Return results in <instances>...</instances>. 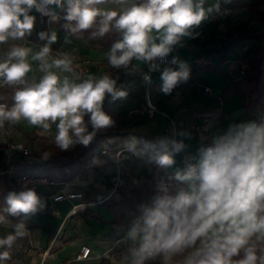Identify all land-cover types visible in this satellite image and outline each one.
<instances>
[{
	"label": "clouds",
	"instance_id": "obj_1",
	"mask_svg": "<svg viewBox=\"0 0 264 264\" xmlns=\"http://www.w3.org/2000/svg\"><path fill=\"white\" fill-rule=\"evenodd\" d=\"M107 2L0 0V44L32 34L33 9L49 17V22L60 19L58 9L64 13L66 44L85 32L90 40L115 34L105 53L111 68L127 69L135 59L155 72L174 46H182L184 37H193L194 28L219 11V2L206 8V0H113L117 8L100 7ZM38 37L45 42L38 49L14 45L0 61V87L13 90L10 105L0 102V127L26 121L49 132L55 125L58 149L87 147L99 131L115 125L103 110L106 96L115 101L127 92L118 89L117 79L107 73L84 78L66 75L74 72L75 49L53 52L56 31H41ZM168 63L160 77L165 95L190 74L179 57ZM143 79L151 82L148 74ZM4 99L0 95V101ZM176 136L189 138L190 133L179 131L154 141L132 137L127 147L168 169L186 148ZM112 159L118 160L119 153ZM92 163L103 162L93 159ZM174 179L182 185L174 194L160 183L150 202L140 205L116 264H264V119L229 124L203 144L195 162L176 171ZM6 205L0 224L8 222L5 214L23 219L0 236V264L11 259L13 245L26 235L25 221L46 206L26 184L7 195Z\"/></svg>",
	"mask_w": 264,
	"mask_h": 264
},
{
	"label": "crops",
	"instance_id": "obj_2",
	"mask_svg": "<svg viewBox=\"0 0 264 264\" xmlns=\"http://www.w3.org/2000/svg\"><path fill=\"white\" fill-rule=\"evenodd\" d=\"M112 1L108 0L106 4ZM209 1L214 2L215 0ZM52 7L54 8V6ZM205 7L207 8L208 6ZM56 11L60 19L56 22H49V19L42 17L39 12L33 9L30 14L35 16L36 20L32 34L30 36L26 35L22 40H9L5 44H0V61L6 58L7 52L12 46L22 45L32 47L34 50L38 49L40 45L45 43L39 40L38 34L41 31H56L58 39L51 47L61 51H72V49H75L74 53L89 58L92 61L91 74H110L117 79V88L126 91L127 96L115 101L110 96H106L103 103V110L106 114L113 112L118 117V119L114 120L115 125L110 128L121 135L107 140L98 149V154L94 159L103 162L100 165H96L100 170L92 169L86 171L70 181L71 187L86 190V202L91 203V205L77 215H72L70 213L72 205L51 203L47 198L48 190L45 188L41 189L39 196L45 201L46 206L33 216L35 225L40 228L31 233L32 238H34L32 242L33 248L29 253H26V256L32 260L31 264L35 263V261H37V264H68L71 262L70 258L73 259L74 257L76 262L84 263L103 255L104 251L101 250L100 246L103 244V238L114 230L112 222L114 220L113 211L121 202V199H117L119 196L118 189L128 186L126 183L123 184L122 178L120 179V174H122V171L120 172L121 161H123V165L126 164V170L129 172L134 169V158L127 147L132 137L137 138V140H144L143 135L146 134L155 140L164 135L171 136L170 133L165 132V129L169 127L167 117H170L180 131H182L180 128L186 126L185 130L188 132L192 123H203L208 120L211 131H209L207 143H210L211 137L224 131L229 124L258 119L255 111H251L244 106L247 97L246 77L251 70V64L248 62L250 65L249 71L244 77H240L238 74V54H236L239 45L253 41L238 44L227 51L222 49L230 35L235 37L240 34L230 33L231 19H227L224 24H218L217 26L211 20L212 14L208 20L203 21L201 25L194 28L193 37H184L182 46H174L173 51L169 54L170 58L172 59L175 56L185 61L190 68V74L188 80L184 81L182 88L175 95H165L161 91L160 71L152 72L150 83L144 81L143 75H149V65L147 63L134 59L127 69L117 70L111 68L107 63L105 53L117 38L115 34L90 40L88 38L89 33L86 32L80 38L70 37L71 43L66 44V33L62 27L65 23L63 19L64 13L58 9ZM216 33L220 34L219 37L221 39L218 45H213L211 37ZM208 43L211 45H208ZM255 44L257 47V43ZM254 55L247 56L252 58ZM199 58H203L207 63L197 65L196 60ZM162 70L163 68L161 67ZM148 85L151 87L150 101L157 107L158 112L151 116L146 110L142 113V115H147V117L155 115L154 119L149 120L150 122L146 124L151 129L144 131L131 130L127 128V125L121 123L119 118L126 117L127 121H130V115L133 114L132 111L134 109L144 110L146 97L138 98L137 92L142 90L145 93ZM205 87H210L212 92L206 93L204 91ZM5 89L9 92V97L11 98L13 90L7 86H5ZM5 123L9 124L8 122ZM131 124H135V121L133 123L129 122L128 125L130 126ZM9 126L11 129L18 128L24 135L33 136L36 142L44 141L46 146L55 145V125H52V130L49 132H45L38 127L29 126L26 121L9 124ZM19 138L22 139L21 133ZM179 138L185 140L186 148L180 155H176V163L170 168L174 172L182 171L189 161L193 162L198 155L200 147L203 145V143L193 139L191 135L189 138ZM140 146L139 144L137 145V147ZM72 149L66 151H71ZM119 150H123V156L120 163L113 166L114 159L112 157ZM104 151L106 153H103ZM46 153L54 154V157L50 159L57 158L56 153ZM146 156L137 157H142L146 161L148 159V156ZM42 162L44 161L35 159L29 163ZM107 171L109 173L113 171L108 175V180L110 184L116 185L115 188H107L103 183V174ZM86 173L87 177H85ZM75 179H79V181L77 182ZM129 186H133L131 182ZM7 187L11 192H18L9 179ZM123 192L125 191L123 190ZM127 204L129 207L135 208V203L131 199L127 200ZM77 234H86L87 238L77 237ZM83 246H88L92 249V256L89 260L77 261L76 257ZM43 249L46 251L45 254L42 252ZM25 252V250L24 252L20 251L16 258L22 259Z\"/></svg>",
	"mask_w": 264,
	"mask_h": 264
},
{
	"label": "rangeland",
	"instance_id": "obj_3",
	"mask_svg": "<svg viewBox=\"0 0 264 264\" xmlns=\"http://www.w3.org/2000/svg\"><path fill=\"white\" fill-rule=\"evenodd\" d=\"M209 0H206L205 6L214 5L217 2H219V11H221L225 7H229L233 10V16L229 17L231 19V25H230V33L238 34V33H248V34H259L264 31V19L260 17H252L248 13V6L252 3H258L262 6H264V0H215L214 2H211ZM208 3V4H207ZM103 8H117L118 6L112 1L105 6H100ZM218 12H214L211 20L218 26V24H224L226 21H221L220 18L217 16ZM86 33V32H85ZM220 35V34H219ZM216 33L211 37V42L213 45H218L220 41V37ZM208 45H211L208 43ZM257 52L256 44L253 42H247L242 45H239L237 47L236 54H238L237 62H238V74L240 77H244V74L242 73V64L246 62L245 58L247 55H254ZM198 65V64H197ZM161 72V70H160ZM91 74V73H90ZM0 95L4 96L5 99L0 102H7L9 105L11 104V98L9 97V92L4 87H0ZM145 96L144 91L140 90L137 92V97L142 98ZM109 116L113 120L118 119L116 114L113 112L108 113ZM131 120L127 121L126 117L119 118L121 123L127 125V128L131 130L136 131H144L146 129H151L150 126L146 125L150 121L153 120L155 115L153 117H147V115L142 114H131ZM135 121V124L128 125L129 122L133 123ZM140 123V124H138ZM124 125V126H125ZM210 126V125H209ZM185 127H182V131H186ZM211 131V130H209ZM188 132V131H186ZM20 133L22 136V139H20ZM189 133V132H188ZM166 136V135H164ZM163 136V137H164ZM4 142L7 144V147L9 145L15 144L19 147V150L17 152H10V159L16 158L17 160L23 159L26 163H29L31 161H34L35 159H38L39 161H48L51 157H54V154H48L43 151V148L46 146V143L44 141L36 142V139L32 137H29L28 135H24L22 131H20L18 128H12L9 126V124L5 123L3 127H0V143ZM22 149H28L31 151V154L29 156H22L23 150ZM116 153V152H115ZM114 153V156H115ZM132 156L134 158V169L132 172H129L126 170V164L123 165V161H121V171H122V182L123 184L130 185V182L132 183V187H126L118 189L119 196L117 199H121V202L119 203L118 207L115 208L114 212V220L113 226L114 230L109 233L107 236L103 238V244L100 246L101 250L104 251V253H108V257L101 258L99 256L92 259L88 262H76L75 257L73 259L70 258L71 262L68 264H116V260L119 257V255L124 250V244L122 243V239L126 232L128 231V228L130 227L131 222L140 215V205L147 204L150 202L151 197L156 192V187L160 183H164L167 185L170 189V191L174 194L177 187L182 186L179 181L174 179V175L176 172L171 171L170 168L168 169H161L159 168L154 162L148 159L145 161L142 159V157H137L132 153ZM198 156V155H197ZM196 156V157H197ZM195 157V158H196ZM189 161L188 163H190ZM195 162V159L194 161ZM115 160L113 163V166H115ZM17 168L20 170H23L21 167L17 165ZM114 171V167H113ZM111 171L110 173H112ZM108 171L104 173L103 177V183L106 185V187L115 188V184H110L108 180V175L110 174ZM95 174V173H93ZM3 189L2 183H0V190ZM125 192H123V190ZM127 191V192H126ZM126 197V198H124ZM131 199L133 203H135V208L129 207L127 204V200ZM6 201H3L0 199V212L6 207ZM8 222L5 224H0V236H4L7 233L11 232L13 230V224L19 222L23 217H14V216H8L5 214ZM34 216V215H33ZM31 216L29 219L25 221L26 225V235L23 238L18 239L15 244L13 245L12 249L10 250L11 259L4 261L3 264H31L32 260L30 257H27L26 253H29L31 249L33 248V240L31 233L32 231H37V228H40L38 225H35L34 217ZM77 237H83L87 238L86 234L80 235L77 234ZM26 251L22 259L16 258V255L20 251ZM107 250V251H106ZM106 251V252H105ZM45 254V250L42 251ZM106 255V254H105ZM101 260V262H100ZM69 261V260H68ZM97 262V263H96ZM37 264V261L35 263ZM154 264H158V262H154Z\"/></svg>",
	"mask_w": 264,
	"mask_h": 264
},
{
	"label": "trees",
	"instance_id": "obj_4",
	"mask_svg": "<svg viewBox=\"0 0 264 264\" xmlns=\"http://www.w3.org/2000/svg\"><path fill=\"white\" fill-rule=\"evenodd\" d=\"M250 16H258L264 19V7L257 3H252L248 6ZM247 41L257 43L258 51L250 58L246 56V62L251 64V70L246 77L247 82V97L244 103L246 108L255 111L258 119H264V31L259 34L240 33L237 36L230 35L228 41L222 47L227 51L238 44ZM119 134L111 128L103 129L97 133L93 141L87 146H75L71 151L58 149L51 144L43 148V151L56 153L57 158L44 161L42 163H26L21 159L17 165L24 172L34 175L39 178H48L52 182L63 183L70 182L79 174H84L89 170L99 171V167L92 163L93 159L98 154V149L107 140L114 138ZM144 140L154 141L153 138L143 135ZM11 164L10 154L7 149V144L0 143V183L3 184V189L0 190V199L6 201L7 195L11 190L7 187L8 175L7 171ZM87 177V173L86 176Z\"/></svg>",
	"mask_w": 264,
	"mask_h": 264
},
{
	"label": "built area",
	"instance_id": "obj_5",
	"mask_svg": "<svg viewBox=\"0 0 264 264\" xmlns=\"http://www.w3.org/2000/svg\"><path fill=\"white\" fill-rule=\"evenodd\" d=\"M217 16L220 18L221 21H225L229 17L233 16V10L229 7H225L221 11H219ZM42 17L49 19V17L47 16H42ZM52 49H53V52L61 51L53 47ZM73 55L75 57L74 65H73L74 72L68 75H70V77L84 78L86 75L91 73L92 61L89 58L78 55L76 53H73ZM170 60L171 58L169 55L168 57L165 58L163 62H161V67L164 68L165 66H170L168 63ZM196 63L198 65H201V64H206L207 61L204 60L203 58H199L196 60ZM249 69H250L249 63L244 62L242 64V73L246 75ZM151 74L152 72H149L150 77H151ZM183 84H184V81L180 82L173 89L172 93L169 95H175L177 91L182 88ZM150 88H151L150 85H148L145 90L146 99H145V104H144V110L139 111L138 109H134L132 111L133 114H137V113L142 114L146 110L147 113L151 116L154 113L158 112L157 107L154 106L150 101ZM204 91L206 93L212 92L210 87H205ZM167 118L169 121V127L165 129V132L170 133L171 136H173L175 132H179L180 130L177 128V126L175 125V123L170 117H167ZM188 130L193 139L203 144L207 143V139L209 137V130H210L208 120L204 121L203 123H192L189 126ZM179 137L180 136H176L175 138L180 139ZM184 143H186L185 140H184ZM7 149L10 154V152H17L19 150V147L15 144H12V145H9ZM22 150H23L22 156H29L31 154V151L28 149H22ZM103 153H106V151H104ZM117 153H119V159L115 160L116 164L120 163V160L124 152L123 150H119L115 153V155ZM181 153H179L178 155H180ZM18 161L19 160H17L15 157L11 158V164L7 171L9 181L12 183V185L16 188L18 192L22 190L25 184L27 185V187L33 188L37 192L38 195L41 189L45 188L48 190L47 198L51 203L72 205L71 210H70V213L72 215H77L78 213L84 211L88 206L91 205V203L86 202L87 201L86 190L71 187V182L56 183V182L50 181L48 178H39L34 175L27 174L23 170H20L17 168ZM120 172H121V169H120ZM120 179H121V174H120ZM75 180L77 182L79 181V179H75ZM107 255L108 253H103L101 258L108 257ZM91 256H92V249L88 246H83L80 249V252L76 257V260L86 261V260H89Z\"/></svg>",
	"mask_w": 264,
	"mask_h": 264
},
{
	"label": "bare ground",
	"instance_id": "obj_6",
	"mask_svg": "<svg viewBox=\"0 0 264 264\" xmlns=\"http://www.w3.org/2000/svg\"><path fill=\"white\" fill-rule=\"evenodd\" d=\"M136 156H138V155H136Z\"/></svg>",
	"mask_w": 264,
	"mask_h": 264
}]
</instances>
